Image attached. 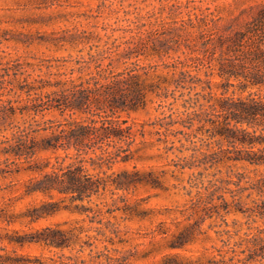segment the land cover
Returning a JSON list of instances; mask_svg holds the SVG:
<instances>
[{"label":"trees","instance_id":"trees-1","mask_svg":"<svg viewBox=\"0 0 264 264\" xmlns=\"http://www.w3.org/2000/svg\"><path fill=\"white\" fill-rule=\"evenodd\" d=\"M195 1L174 0L170 4L175 12L188 15L172 37H162L157 29L147 35L137 32L119 42H92L87 57L65 59L74 63L68 70L37 77L22 71V64L11 74L7 69L14 97L0 99V131H10L0 140V153L6 157L0 175L29 173L19 198L39 193L47 196L6 218L9 223L27 220L32 224L62 210L93 211L91 221H95L102 213L101 207L88 205L95 197L142 183L145 178L138 170H108L135 154L136 131L119 113L145 109L155 97L161 101L171 96L182 98L188 111L185 126L190 130L198 126L195 137L203 139L200 133L219 144L227 141L229 146L221 149L225 158L264 167V0H234L240 12L226 18ZM172 50H181L185 56L163 63L166 73L160 70L161 64L140 62L142 55L163 57ZM120 65L124 67L120 69ZM193 70L204 71L208 78L193 75ZM3 83L0 89L5 87ZM172 83L176 84L173 91ZM199 85L202 91L194 95ZM214 85L223 92H214ZM53 111L69 117L58 122L38 118ZM246 198H251L250 204ZM186 210L191 211L189 222L181 230L170 237L169 230H159L167 237L170 250L187 249L199 234L206 233L202 225L207 217L221 220L210 227L216 228L224 245L206 260L169 251L159 264H264V226L249 225L254 231L246 235L239 233L240 228L236 232L228 228L231 213L241 212L253 222L257 217L264 219V175L248 179L239 173L236 178L212 179L192 197ZM83 231V227L64 229L60 224L24 233L14 228L16 234L7 239L22 246L40 243L66 249L79 245L78 252H82L86 246L93 251L100 235L107 237L98 230L83 238ZM236 235L239 238L233 241ZM24 258L0 254V264H130L126 255L105 251L89 258Z\"/></svg>","mask_w":264,"mask_h":264},{"label":"rangeland","instance_id":"rangeland-1","mask_svg":"<svg viewBox=\"0 0 264 264\" xmlns=\"http://www.w3.org/2000/svg\"><path fill=\"white\" fill-rule=\"evenodd\" d=\"M173 1L0 0V82L4 80L5 85V89H0V99L14 97L10 91L12 75L6 73L10 69L11 74L19 64L23 65L22 71L37 77L40 74L68 70L74 63L65 59L87 57L92 42H119L137 32L147 35L150 30L157 29H161L162 37L174 36L176 28L182 25L181 19L188 15L187 12H175L170 6ZM233 2L195 1L203 8L210 7V11H214L217 17L225 18L240 12V8L235 7ZM224 22L223 19L221 23ZM179 56L184 57L185 54L181 50H172L163 57L156 54L142 55L140 62L161 64L160 70L166 73L168 68L163 63H171ZM123 67L120 65V69ZM192 73L203 79L208 78L204 71L193 70ZM175 88L176 84L172 83V91ZM196 91H202V87L199 85L192 93L195 95ZM213 91L221 94L223 89L214 85ZM2 92L5 94L1 95ZM187 112L183 99L171 96L163 101L155 97L145 109L130 114L119 113L122 119L127 120L126 124L133 125L136 131L133 144L135 154L130 161L118 162L108 171L138 170L145 180L128 190L107 192L101 197H95L94 202L88 204L102 209L95 221H91L93 211L81 214L62 210L32 224L27 220L9 223L6 218L15 212L24 211L31 203H37L47 196L39 193L19 198L23 195L24 181L29 173L0 175V238H3L0 241V254L23 255L24 260L29 261L35 260V256H62L67 259L70 255H81L89 258L105 251L115 256L126 255L130 264H159L162 256L169 251H179L192 257L203 256V260L214 255L215 249L223 247L224 242L216 228L210 225L221 220L207 217L202 225L207 232L199 234L187 249L170 250L167 237L159 233V230H169L170 237L187 225V216L191 211L186 208L191 205L192 197L199 190H204L212 179L236 178L239 173H245L248 179H255L264 175V167L225 158L221 149L229 146L227 141L219 144L207 134L200 133L203 139L195 137L198 126L195 125L192 130L187 129ZM68 117V113L61 115L59 111L46 113L44 117L38 116L41 121L52 119L56 122ZM9 134L10 131H0V140ZM5 159L0 153V168L5 167ZM250 200L246 198L249 204ZM100 219L102 222H99ZM257 219L253 222V218L241 212L231 213L228 215L231 223L228 228L232 232L240 228L239 233L246 235L254 231L248 228L249 225L264 226V219ZM58 224L64 229L83 227V238H87L86 234L96 235L98 230L106 232L107 237L100 235L102 239L97 241L93 251L92 247L86 246L82 252H78L79 245L66 249L47 247L40 243H26L22 246L10 243L7 239L16 234L14 228L24 233L34 228ZM238 238L236 235L233 241ZM30 264L34 263L30 261Z\"/></svg>","mask_w":264,"mask_h":264}]
</instances>
